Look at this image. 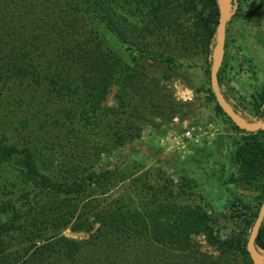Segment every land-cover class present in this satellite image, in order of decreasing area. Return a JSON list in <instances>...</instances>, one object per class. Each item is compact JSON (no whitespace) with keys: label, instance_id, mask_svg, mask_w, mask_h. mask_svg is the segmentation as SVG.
Instances as JSON below:
<instances>
[{"label":"trees","instance_id":"trees-1","mask_svg":"<svg viewBox=\"0 0 264 264\" xmlns=\"http://www.w3.org/2000/svg\"><path fill=\"white\" fill-rule=\"evenodd\" d=\"M185 1L209 46L218 21L217 0ZM142 2L145 10L139 32L145 36L144 46H148L153 44L151 12L160 8V1ZM263 4L264 0H258V6ZM119 8L116 0H0V61L4 62L0 66L17 78L29 76L32 80L24 85L26 89L45 80L53 93L52 103L58 105L59 116L55 118L49 115L50 105L46 109L34 108L29 102L23 104L31 118H52L51 124L63 127L68 136H93L114 144L117 130H111L109 126L113 125H104V115L97 114V102L112 84L119 85L123 80V64L107 54L102 40L105 30L118 41L126 42L125 19L118 13ZM77 19L87 20L86 33L81 32L83 26L75 25ZM164 48L171 51L166 58L175 57L174 46L165 44ZM52 51L59 53L55 63L50 56ZM36 59L43 60L41 69L39 64L32 63ZM210 63H206L204 71L208 77ZM42 66L43 74L39 71ZM49 70L52 75L47 77ZM128 78H133V72H129ZM223 79L218 69V88ZM126 94L135 98L129 107L136 115L135 121L151 115L162 118L180 107L156 98L155 90L146 93L147 100L144 96L133 98L129 90ZM221 95L242 119H264L259 113L264 92L249 100L231 101L224 93ZM153 99L158 101L154 110L144 115L147 102ZM215 112L229 121L217 107ZM129 125L131 134L125 136L136 140L139 127ZM234 129L241 136L232 145L236 174L230 176L228 183L250 186L262 182L263 199L264 130L251 133L235 126ZM38 154L27 142L0 143V167L13 170L0 171V264H157L154 255L146 254L156 248L160 250L159 264H238L239 257H246L251 264L245 246L261 203L249 207L244 198L235 199V208L241 209L234 212L235 220H229L228 215L211 210L202 200L203 205L194 209L164 203L172 194L165 193L163 184L144 187L150 198L140 209L133 208L132 201L124 198L102 205L98 199L106 193L92 198L88 192L106 179L108 171L95 172L93 163L82 158L78 165L70 166L69 173L59 176L42 163ZM111 173L118 175L119 171L112 168ZM157 191L165 194V199H155ZM65 229L87 236L80 240L67 238L61 235ZM192 233L208 236L221 254L216 258L188 255V235ZM254 246L264 251V217Z\"/></svg>","mask_w":264,"mask_h":264},{"label":"rangeland","instance_id":"rangeland-1","mask_svg":"<svg viewBox=\"0 0 264 264\" xmlns=\"http://www.w3.org/2000/svg\"><path fill=\"white\" fill-rule=\"evenodd\" d=\"M116 1L120 5L118 13L125 19L123 34L127 40L118 41L105 30L102 31V40L107 54L123 64V80L119 85L112 84L97 102V114L104 115V125H113L109 126L111 130H117L114 144L93 136H68L63 127L51 124L52 118H31L23 105L28 102L34 108L47 109L50 105L49 115L59 116L58 105L52 103L51 87L41 80L31 89H26L24 85L32 79L10 75L3 65L0 66V143H29L39 153L42 163L59 176L69 173L70 166L78 165L82 158L93 163L95 172L108 171L106 179L88 192L92 198L106 193L98 199L102 205L124 198L132 201L133 208L140 209L142 203L150 198L144 187L151 185L157 188L164 184L165 193L169 191L172 194L164 203H176L191 209L206 203L211 210L228 215L229 220H235L234 212L239 209L235 208L237 198H244L249 207H258L262 201V182L250 186L228 183L230 176L236 174L231 157L232 145L241 134L230 120L215 112V107L220 108L211 92L209 77L204 73L206 63L211 61L215 52V35L207 46L185 0H159L160 8L151 12L150 40L153 44L144 46L145 36L139 32L145 10L143 0ZM228 13L223 36L225 47L218 68L224 79L218 89L230 100H249L251 96L264 92V4L260 7L258 0H231ZM77 20L75 25L83 26L81 32L86 33L89 26L87 20ZM165 44L174 46L175 57H165L167 54L171 56V51L165 50ZM58 54L51 52L53 63ZM42 61L36 59L32 63L39 64L37 67L41 69ZM44 68L42 66L39 70L42 74ZM129 72H133L132 79L128 78ZM51 73L49 70L45 75L50 77ZM128 90L133 98L144 96V100H147L149 90H155L156 98L161 101L167 99L170 104H180V107L162 118L151 115L145 120L140 118L135 121L136 115L129 108L135 98L128 97ZM157 102V99L147 102L144 115H148L150 109L154 110ZM45 103L48 105L44 106ZM259 113L264 115V100L259 106ZM257 122H264V119ZM129 123L139 127V138L133 141L125 136L132 131ZM186 129H192L194 134H206L194 142L184 138ZM177 141L184 143L183 148L176 146ZM213 143L218 150L215 156H208ZM161 152L171 153L173 157L159 158ZM199 153L201 155L197 156ZM197 158L201 159L200 162ZM191 161L199 164L192 165ZM112 168L119 171L118 175L111 173ZM1 170L13 172L10 168L0 167ZM132 178L137 180L134 182ZM163 196L166 195L157 191L153 197L161 201L165 199ZM231 210L232 214L229 213ZM61 235L77 240L87 236L71 233L68 229ZM188 240L191 244L188 250L190 256L198 254L216 258L221 254L219 247L204 234H189ZM257 252L264 253L256 248ZM146 254L154 255L159 264V248ZM246 259L239 257L238 264H248Z\"/></svg>","mask_w":264,"mask_h":264},{"label":"water","instance_id":"water-1","mask_svg":"<svg viewBox=\"0 0 264 264\" xmlns=\"http://www.w3.org/2000/svg\"><path fill=\"white\" fill-rule=\"evenodd\" d=\"M218 21L215 28V52L211 59L209 68V84L217 106L226 115V117L241 131L254 133L258 130H264V122L246 123L231 109L221 95L216 81V72L220 66L223 57V36L226 20L229 16L231 0H217ZM264 217V197L261 201L256 219L249 232L245 251L251 264H261L257 259L256 247L254 246V237Z\"/></svg>","mask_w":264,"mask_h":264},{"label":"built area","instance_id":"built-area-1","mask_svg":"<svg viewBox=\"0 0 264 264\" xmlns=\"http://www.w3.org/2000/svg\"><path fill=\"white\" fill-rule=\"evenodd\" d=\"M191 130L192 129H190V130H188V129L184 130L183 136H184V138L189 139V140H192L194 142H197V139L199 137H201L202 135L206 134V132H201V133L197 132V133L194 134ZM192 133L194 134L193 137H192ZM183 145H184V143L182 141H179V142L177 141L176 142V146H178L180 148H183Z\"/></svg>","mask_w":264,"mask_h":264},{"label":"crops","instance_id":"crops-1","mask_svg":"<svg viewBox=\"0 0 264 264\" xmlns=\"http://www.w3.org/2000/svg\"><path fill=\"white\" fill-rule=\"evenodd\" d=\"M214 144V143H213ZM216 144H214V145H211V147H212V149H210V150H208V153H207V155L208 156H211V155H214L215 156V154H216V152H217V147L218 146H215ZM213 148H215V151H212L213 150ZM204 151H207V149L206 150H204ZM204 151H201V152H204ZM206 153V152H205ZM196 154V153H195ZM162 155H163V157H162ZM201 154L199 153V154H197V156H200ZM165 157V159L166 158H169V157H173V154L171 155V153H164V152H161V156H159V158H164ZM202 157V156H201ZM198 159V158H197ZM200 160L201 159H198V162H200ZM191 164L193 165V164H195L196 166H197V164H199V163H196V162H193V161H191ZM190 170V169H189Z\"/></svg>","mask_w":264,"mask_h":264},{"label":"bare ground","instance_id":"bare-ground-1","mask_svg":"<svg viewBox=\"0 0 264 264\" xmlns=\"http://www.w3.org/2000/svg\"><path fill=\"white\" fill-rule=\"evenodd\" d=\"M256 254H257L256 256H257L258 261L260 260L261 262H260V261H259V262H260L261 264H264V253H262V252H257Z\"/></svg>","mask_w":264,"mask_h":264}]
</instances>
